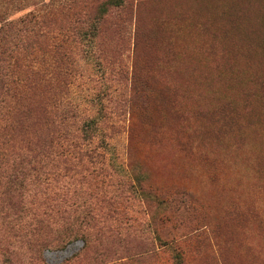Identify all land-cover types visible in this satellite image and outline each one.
Wrapping results in <instances>:
<instances>
[{
    "label": "rangeland",
    "instance_id": "obj_1",
    "mask_svg": "<svg viewBox=\"0 0 264 264\" xmlns=\"http://www.w3.org/2000/svg\"><path fill=\"white\" fill-rule=\"evenodd\" d=\"M108 1L0 0L47 119L5 149L0 264H264V0Z\"/></svg>",
    "mask_w": 264,
    "mask_h": 264
},
{
    "label": "trees",
    "instance_id": "obj_2",
    "mask_svg": "<svg viewBox=\"0 0 264 264\" xmlns=\"http://www.w3.org/2000/svg\"><path fill=\"white\" fill-rule=\"evenodd\" d=\"M122 2L123 0L108 1V7L107 5L100 7V16L102 17L111 5L119 6ZM0 4L2 3L0 2ZM19 21L26 31L31 30L29 29L31 23L34 25L40 23L39 30L42 25L36 16L30 18L29 14ZM43 23L49 27V22L43 21ZM0 24V33L3 34L0 36V168H2L3 164H7L11 158L16 160L5 149H20L21 147L24 148L25 144L30 146L45 142L44 131L41 133V137L37 139L33 134L36 129L41 128L43 130L42 125L46 124L47 119L34 113L38 96L35 91L37 87L35 78L39 76V70L33 67L34 51H31L32 47L29 49L28 45L21 44L11 36L15 30L23 31V28L16 26V22L9 20L6 11L2 9H0ZM96 29H98L97 26L94 31H91L93 41H95L94 37L97 34ZM48 31L50 32V30ZM35 59L36 57H34V61ZM262 86H264V81ZM87 125V129L85 128L86 137L90 135V132L95 131L93 129L99 128L93 120L89 121ZM19 158L24 159L21 156ZM4 175L5 172L0 171V178ZM181 263L180 256H178L176 264Z\"/></svg>",
    "mask_w": 264,
    "mask_h": 264
}]
</instances>
